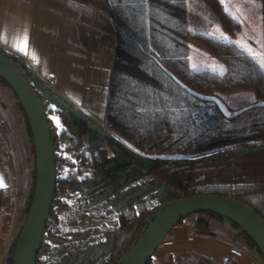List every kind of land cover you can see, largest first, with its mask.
Wrapping results in <instances>:
<instances>
[{"label": "trees", "instance_id": "16d2710c", "mask_svg": "<svg viewBox=\"0 0 264 264\" xmlns=\"http://www.w3.org/2000/svg\"><path fill=\"white\" fill-rule=\"evenodd\" d=\"M68 1L106 16L115 42L102 133L68 107L55 112L59 131L48 119L52 112L46 113L57 181L37 264L49 252L46 240L62 241L61 217H70L69 202L94 180L107 181L114 197L133 185L162 191L137 196L117 213L119 236L139 238L164 208L197 196L238 201L264 219V0H253L262 21L259 42L247 38L225 0ZM190 14L210 16L223 39L192 30ZM191 44L223 64L224 73L193 72ZM0 56L33 79L20 57L1 48ZM195 98L212 101L216 110L195 121ZM27 130L33 144L28 123ZM69 217L67 225L76 226L81 215ZM195 217L199 234H207L210 219H222ZM13 257L14 250L9 264Z\"/></svg>", "mask_w": 264, "mask_h": 264}, {"label": "crops", "instance_id": "0c3cea01", "mask_svg": "<svg viewBox=\"0 0 264 264\" xmlns=\"http://www.w3.org/2000/svg\"><path fill=\"white\" fill-rule=\"evenodd\" d=\"M25 37L27 48L25 49ZM115 29L111 21L68 0H0V48L20 57L37 101L56 128V110L68 107L103 123ZM35 81L40 85L37 86ZM39 103V102H38ZM35 154L27 121L12 90L0 82V264H9L32 202ZM196 217L177 225L149 264H264L241 231L210 219L207 234Z\"/></svg>", "mask_w": 264, "mask_h": 264}, {"label": "water", "instance_id": "95a60500", "mask_svg": "<svg viewBox=\"0 0 264 264\" xmlns=\"http://www.w3.org/2000/svg\"><path fill=\"white\" fill-rule=\"evenodd\" d=\"M0 80L16 96L28 123L35 154V187L25 224L15 245L13 264H37L56 189L57 171L47 117L28 82L0 56ZM79 117V114H76ZM91 128L93 126L90 124ZM99 132L98 130H95ZM215 214L231 222L256 245L264 260V219L248 206L227 198L197 196L170 204L150 221L118 264H148L167 235L184 220Z\"/></svg>", "mask_w": 264, "mask_h": 264}, {"label": "rangeland", "instance_id": "374dc122", "mask_svg": "<svg viewBox=\"0 0 264 264\" xmlns=\"http://www.w3.org/2000/svg\"><path fill=\"white\" fill-rule=\"evenodd\" d=\"M227 3L229 11L242 22L243 31L248 35L247 38H253L259 42L262 38V21L260 20L258 5L253 0H225V4ZM189 21L190 27L194 31H199L216 39H223L224 37L218 24L208 15L194 14L192 16L190 14ZM189 57L190 68L193 72L209 70L218 74L224 73L223 64L194 44L190 45ZM18 72L21 74L20 71ZM21 75L28 83L32 84L33 92L37 93L27 74L22 72ZM38 102L44 111L46 109L45 104L40 99ZM215 110L216 106L212 101L193 99V118L195 121L201 120L205 114ZM46 113L44 112L45 115ZM48 119L50 120L49 116ZM97 123L98 125H91L94 130L102 133L101 120ZM57 129L59 131V128ZM131 176L132 180L137 178L134 173ZM161 192L158 186L136 187L133 185L128 187L119 197H114L107 181L94 180L89 187L84 188L69 202L72 209L70 217L68 214L61 217L64 233L62 241H45L49 247V252L41 257L43 264H115L125 256L132 241L138 239L136 234L118 235V231L113 226L117 213L133 203L137 196L159 195ZM78 214L81 215L78 225H67V218Z\"/></svg>", "mask_w": 264, "mask_h": 264}, {"label": "snow or ice", "instance_id": "6c2138e0", "mask_svg": "<svg viewBox=\"0 0 264 264\" xmlns=\"http://www.w3.org/2000/svg\"><path fill=\"white\" fill-rule=\"evenodd\" d=\"M25 49L27 48V38L25 37ZM53 119L54 120H56V122H57V124L59 125V120H58V118H55V117H53ZM5 185L3 184V182L2 181H0V188H3Z\"/></svg>", "mask_w": 264, "mask_h": 264}]
</instances>
